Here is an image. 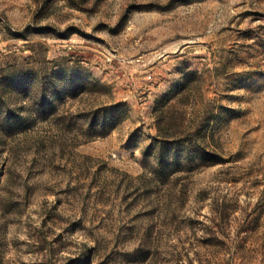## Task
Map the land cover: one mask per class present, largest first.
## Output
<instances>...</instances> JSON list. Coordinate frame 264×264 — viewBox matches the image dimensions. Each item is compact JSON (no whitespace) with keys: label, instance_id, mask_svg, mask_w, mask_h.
Instances as JSON below:
<instances>
[{"label":"rangeland","instance_id":"obj_1","mask_svg":"<svg viewBox=\"0 0 264 264\" xmlns=\"http://www.w3.org/2000/svg\"><path fill=\"white\" fill-rule=\"evenodd\" d=\"M0 264H264V0H0Z\"/></svg>","mask_w":264,"mask_h":264}]
</instances>
